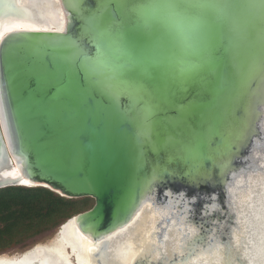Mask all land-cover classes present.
Instances as JSON below:
<instances>
[{"label":"water","instance_id":"95a60500","mask_svg":"<svg viewBox=\"0 0 264 264\" xmlns=\"http://www.w3.org/2000/svg\"><path fill=\"white\" fill-rule=\"evenodd\" d=\"M57 5L61 30L0 40V189L93 199L57 234L77 229L94 258L150 206L157 239L178 235L169 264H198L200 253L247 264L237 231L261 264L264 0ZM23 8L0 0V23L23 19ZM12 168L18 179L2 175ZM133 264L160 263L142 255Z\"/></svg>","mask_w":264,"mask_h":264},{"label":"bare ground","instance_id":"6f19581e","mask_svg":"<svg viewBox=\"0 0 264 264\" xmlns=\"http://www.w3.org/2000/svg\"><path fill=\"white\" fill-rule=\"evenodd\" d=\"M21 3L24 10L19 13L22 14V17L24 16L23 19L16 20L13 18L0 23V40L6 33L18 29H62L63 14L58 8L57 0H34L32 3L28 0H21ZM2 175L4 177H12V179L19 178L16 168L6 169ZM256 206V202L254 201L252 213L258 212ZM150 211V206H145L127 229L110 240L111 243L108 250H112L113 252L107 253L108 250H106L100 254L99 258H94L92 255L93 244L91 241L83 237L77 229L71 227L66 232L58 234L57 244H41L43 246L38 247L37 251L30 254L32 251L29 252V250L16 260L0 256V264H44V260L40 256L42 253L39 254L38 252L39 249L48 253L50 264H133L142 255L151 257L154 262L169 264L173 256L176 255L175 253L178 252V235L173 229H169L165 235V239L163 238L160 242L157 239L154 228L157 217L155 213L152 211L150 213ZM243 213L245 215L247 211L245 213L244 210ZM251 219L253 222L257 221L256 229H262L259 217L255 215ZM233 238L237 252L247 260V264H255L256 261L261 260L254 253L255 247H252L253 242H251L246 233L242 234L241 231H237ZM196 261H198V264H227L223 262L222 254L211 255L209 253H200ZM262 263H264V259ZM229 264H238L235 260V254L231 256Z\"/></svg>","mask_w":264,"mask_h":264},{"label":"trees","instance_id":"16d2710c","mask_svg":"<svg viewBox=\"0 0 264 264\" xmlns=\"http://www.w3.org/2000/svg\"><path fill=\"white\" fill-rule=\"evenodd\" d=\"M94 204L93 199H66L46 188L0 189V255L35 246Z\"/></svg>","mask_w":264,"mask_h":264},{"label":"rangeland","instance_id":"374dc122","mask_svg":"<svg viewBox=\"0 0 264 264\" xmlns=\"http://www.w3.org/2000/svg\"><path fill=\"white\" fill-rule=\"evenodd\" d=\"M58 234H57V232L55 233V234H53V235H51V236H49L48 238H45V239H43V241H41L40 243H38V244H48V245H50V244H57L58 242H57V239H58ZM37 245V244H36ZM30 248H32V247H29V248H27V249H25V250H14V251H11V252H8V253H6V254H3V255H0L2 258H9V259H13V260H16V259H19V258H21V255L24 253V252H26L27 250H29Z\"/></svg>","mask_w":264,"mask_h":264}]
</instances>
